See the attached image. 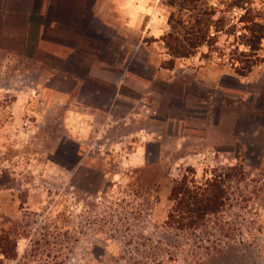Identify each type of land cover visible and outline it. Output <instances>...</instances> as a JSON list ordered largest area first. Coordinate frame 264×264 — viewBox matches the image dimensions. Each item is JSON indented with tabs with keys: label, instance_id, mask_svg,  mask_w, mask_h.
Returning <instances> with one entry per match:
<instances>
[{
	"label": "rangeland",
	"instance_id": "1",
	"mask_svg": "<svg viewBox=\"0 0 264 264\" xmlns=\"http://www.w3.org/2000/svg\"><path fill=\"white\" fill-rule=\"evenodd\" d=\"M130 1L144 18L128 28L115 5L126 28L112 32L178 83L157 101L95 109L103 103L76 92L43 93L53 89L40 73L0 79V233L18 240L17 257L2 264H264V40L258 50L249 42L264 0H198L213 13L215 40L177 59L165 40L170 18L192 24L194 12L175 0ZM22 82L41 92L15 108L19 97L5 89ZM182 85V108L168 106ZM190 168L198 181L235 171L224 213L176 233L166 224L172 190Z\"/></svg>",
	"mask_w": 264,
	"mask_h": 264
},
{
	"label": "crops",
	"instance_id": "2",
	"mask_svg": "<svg viewBox=\"0 0 264 264\" xmlns=\"http://www.w3.org/2000/svg\"><path fill=\"white\" fill-rule=\"evenodd\" d=\"M115 5L125 26L135 30L142 6L130 0H0V79L22 81L40 73L51 79L46 87L53 89L43 93L67 97L76 92L80 101L103 103L95 109H129L157 101L166 87L178 83L165 82L167 70L160 62L152 64L147 50L144 59L129 49L128 41L115 39L112 28H126L112 13ZM27 82L5 89L19 97L15 108L41 92ZM183 90L184 85L180 97L170 93L164 99L168 106L182 108Z\"/></svg>",
	"mask_w": 264,
	"mask_h": 264
},
{
	"label": "trees",
	"instance_id": "3",
	"mask_svg": "<svg viewBox=\"0 0 264 264\" xmlns=\"http://www.w3.org/2000/svg\"><path fill=\"white\" fill-rule=\"evenodd\" d=\"M175 1L180 12L193 11L192 16L197 17L195 23L191 24L189 21L186 23L183 18L178 23L174 22L172 16L170 18L172 31L165 37L170 55L174 59L187 58L201 46L211 45L215 40L211 38V27L216 23L211 18L213 13L202 9L198 0ZM249 30L252 33L249 38L250 46L258 50L264 40V25L252 23ZM234 171L235 169L227 171L214 169L211 177L198 181L196 171L193 168L188 169L172 190L173 206L166 222L169 229L176 233L194 234L208 228L212 219L225 211L229 200L228 182ZM17 249L18 240L15 236L0 233V264L5 259L16 258Z\"/></svg>",
	"mask_w": 264,
	"mask_h": 264
},
{
	"label": "flooded vegetation",
	"instance_id": "4",
	"mask_svg": "<svg viewBox=\"0 0 264 264\" xmlns=\"http://www.w3.org/2000/svg\"><path fill=\"white\" fill-rule=\"evenodd\" d=\"M71 162H72V161H71ZM73 162H74V161H73ZM73 162H72V163H73Z\"/></svg>",
	"mask_w": 264,
	"mask_h": 264
}]
</instances>
